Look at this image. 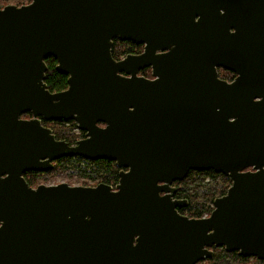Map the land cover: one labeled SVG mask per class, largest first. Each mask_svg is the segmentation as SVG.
I'll use <instances>...</instances> for the list:
<instances>
[{"label":"water","instance_id":"95a60500","mask_svg":"<svg viewBox=\"0 0 264 264\" xmlns=\"http://www.w3.org/2000/svg\"><path fill=\"white\" fill-rule=\"evenodd\" d=\"M113 40L143 51L116 60ZM64 157L114 161L117 184L28 185ZM207 170L230 187L208 217L179 214L172 184ZM212 246L264 260V0L0 8V264H196Z\"/></svg>","mask_w":264,"mask_h":264},{"label":"trees","instance_id":"16d2710c","mask_svg":"<svg viewBox=\"0 0 264 264\" xmlns=\"http://www.w3.org/2000/svg\"><path fill=\"white\" fill-rule=\"evenodd\" d=\"M31 0H18L15 6L26 5ZM2 6H0L1 8ZM142 51V46L135 45L131 42H121L113 40L112 45V56L114 59L119 60L123 55L138 54ZM47 70L45 72L44 83L50 92H60L67 88V77L59 74L55 70L56 61L53 58L45 60ZM148 71L142 70L140 74L146 76ZM218 76L221 79L231 81L234 78V73L228 72L222 68L218 69ZM51 123L55 127H48L47 124ZM68 124L69 128L63 127ZM42 125L52 130L56 140L66 141L69 145H73L76 141L84 138V132L78 131L77 138L69 135L70 129H76V124L73 121H54L45 122L42 120ZM57 126H61L59 129ZM53 169L67 170L71 168L81 178L97 181L96 184L103 183L114 187L118 181L119 168L116 166L114 161L109 160H86L81 157H64L55 162ZM56 168V169H55ZM51 171H54V170ZM45 173H26L24 178L29 186H33L35 181L45 179ZM209 181L204 184V180ZM177 187V193L175 194L176 199H185L188 206L187 211L190 213L189 216H194L197 219L202 218L204 213L208 210L211 213L212 209L207 207L208 203L213 204L214 199L223 196L227 189L231 185V179L221 173H215L211 170L207 171H189L185 178L181 181H176L174 184ZM209 206V205H208ZM185 210V211H186ZM219 257L217 262H224V252L218 253ZM229 256V255H227ZM226 263V262H225ZM219 264V263H218Z\"/></svg>","mask_w":264,"mask_h":264},{"label":"rangeland","instance_id":"374dc122","mask_svg":"<svg viewBox=\"0 0 264 264\" xmlns=\"http://www.w3.org/2000/svg\"><path fill=\"white\" fill-rule=\"evenodd\" d=\"M18 2V0H0V6H2L1 8L7 6V5H15V3ZM125 55L121 56V59L124 57ZM148 74H145L146 76L144 77H148L150 78L151 76V72L150 69H148V71L146 72ZM143 76L142 74H138ZM31 117L30 114H25L23 115L21 118L23 119H29ZM48 127H55L53 124L48 123L47 124ZM61 126H57V128L59 129ZM63 127L65 128H69L68 124L63 125ZM62 128V127H61ZM78 129H70L69 130V135L73 136L74 139L77 138L78 135ZM56 163L54 162V165ZM56 169V168H55ZM54 170V169H53ZM49 173L45 175V179H41V180H37L35 181V184L32 186L33 188L43 184V185H57V184H61V183H66L69 186H91L94 187L97 184V181H90L84 178H81L78 174H76L71 168H69L67 170V172L65 170H59L56 169L54 171H48ZM209 180L205 179L204 180V184L207 183ZM209 205V206H208ZM207 207L210 209H213V204L208 203ZM185 215H189L190 213L186 210L184 211ZM210 215V212L208 210L207 213H204L202 218L208 217Z\"/></svg>","mask_w":264,"mask_h":264},{"label":"flooded vegetation","instance_id":"af4514ba","mask_svg":"<svg viewBox=\"0 0 264 264\" xmlns=\"http://www.w3.org/2000/svg\"><path fill=\"white\" fill-rule=\"evenodd\" d=\"M142 51H143V46H142ZM140 53H138V54H140ZM144 70H146V69H144ZM235 76L236 75L234 74V78H235ZM150 78H151V76H150ZM226 81H228V80H226ZM231 81H228V82H231ZM84 137H85V134H84ZM173 184H172V187L175 189V191L173 192L172 195H173V198L176 199L175 194L177 193V187ZM176 200L186 201L185 199H176ZM187 206H188V204L186 202V205H184L180 208H177L178 213L183 215V216H186L190 219H197L194 216H189V215L184 214V211L187 209ZM207 250L212 255H210V257H204L202 260L198 261L196 264H218V263L219 264H264V260H259L256 257H242L238 251L227 252L224 247L215 248L214 246H212L210 248H207ZM222 252H224V254H225V255H223L224 262H217L216 260L219 257L218 253H222ZM227 255H229V256H227Z\"/></svg>","mask_w":264,"mask_h":264}]
</instances>
